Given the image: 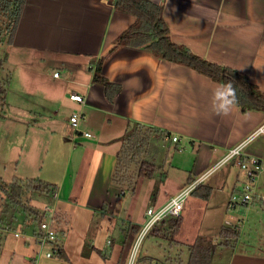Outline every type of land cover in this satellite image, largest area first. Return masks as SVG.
I'll return each mask as SVG.
<instances>
[{
    "label": "crops",
    "instance_id": "obj_1",
    "mask_svg": "<svg viewBox=\"0 0 264 264\" xmlns=\"http://www.w3.org/2000/svg\"><path fill=\"white\" fill-rule=\"evenodd\" d=\"M151 1L164 5L173 42L248 75L264 91V0ZM135 20L134 15L118 10L114 0L26 1L13 43L7 44L17 51L23 75L18 82L17 110L41 120L49 117L52 127L29 123L18 152L17 179L51 185L54 204H49L55 208L56 222L61 225L59 211L66 221L62 228L55 223L66 259L38 255L34 241L17 238L11 260L5 262L0 252V264H30L35 259V264L128 263L146 215L141 221L123 208L127 193L120 194L112 176L122 137L134 123L155 127L161 136L167 131L179 137V143L158 138L159 147L165 148H161L163 157L149 158L162 167L151 178L161 184L174 180L173 169L179 172L166 196H157L159 207L190 180L207 173L203 188L187 200L204 219H196L194 235L186 233L192 218L187 207L176 234L179 239L174 238L170 247H188L199 236L216 237L219 246L211 264H264V239L259 242L260 251L242 247L257 244L242 240L246 229L249 237L262 230L264 171L255 184L253 204L230 208V199L243 186L245 174L237 159L213 170L229 149L243 141H248L245 155L257 156L264 164V131L253 136L264 124V112L243 113L228 101L225 84L160 59L144 47L115 46V40ZM100 59H104L101 75L120 86L112 99L105 85L94 82ZM55 72L60 76L55 77ZM73 92L82 95L85 103L71 100ZM74 113L82 115L78 133L70 124ZM162 172H166L163 179ZM208 190L206 199L201 195ZM150 206L154 207L149 204L147 208ZM134 226L140 228L137 234ZM224 228H236L237 236L223 234ZM8 238L0 241V251ZM172 258L169 255L163 260Z\"/></svg>",
    "mask_w": 264,
    "mask_h": 264
},
{
    "label": "trees",
    "instance_id": "obj_2",
    "mask_svg": "<svg viewBox=\"0 0 264 264\" xmlns=\"http://www.w3.org/2000/svg\"><path fill=\"white\" fill-rule=\"evenodd\" d=\"M27 0H0V41L4 33L7 31V44H12L16 30L24 10ZM115 7L118 10L132 14L135 16V22L130 25L116 40L115 46L126 45L132 47H144L150 50L160 59L173 63L181 64L189 67L216 82L225 84L228 87V101L240 108L243 113L252 110L264 112V91L254 84L248 75L242 74L234 68L223 66L221 64L211 62L204 57L194 53L190 48L173 42L171 38L170 28L164 19V5L154 3L151 0H114ZM5 58L0 56V110L4 111L7 107L8 91L7 86L10 84L11 78H1L4 68ZM104 59H100L96 65L94 82L105 85L107 94L112 99L120 90V86L111 83L101 75ZM159 132L155 127H148L140 123L129 125L122 137V145L117 152V165L112 176V182L120 188V194H134L137 189L138 179L140 177L153 178L161 173L162 167L154 160H150L147 156L149 142L153 133ZM164 137L171 139L169 132H164ZM172 141V139H171ZM179 143V142H176ZM178 147L176 146V149ZM134 168L131 169V165ZM166 172H162V179L166 176ZM193 180L189 181V184ZM203 188L200 184L193 194L199 192ZM51 185L41 180L22 181L13 179L10 183H6L0 177V194L4 193L7 200L18 210L23 207V196L26 192H51ZM210 191L208 190L201 196L208 198ZM37 226L40 224L44 214L42 211L35 212ZM57 219L58 216L55 215ZM181 216L171 220V233L175 238L180 229ZM58 229V227H57ZM133 231L137 234L140 231L138 226L133 227ZM127 234V229H124ZM223 234L227 236L233 234L237 236L236 228H224ZM173 238V240H174ZM212 242V239L206 236L197 237L192 245H188L190 251V259L188 264H193L201 259V254L209 252L207 264H211L214 253L219 246L218 243ZM178 244H181L178 242ZM55 257L66 259L63 248H58ZM150 264H154L150 262Z\"/></svg>",
    "mask_w": 264,
    "mask_h": 264
},
{
    "label": "rangeland",
    "instance_id": "obj_3",
    "mask_svg": "<svg viewBox=\"0 0 264 264\" xmlns=\"http://www.w3.org/2000/svg\"><path fill=\"white\" fill-rule=\"evenodd\" d=\"M7 38L8 35L6 31L2 37V40L0 41V56L3 58H5V56L7 55L9 56L4 63L1 78L6 79L7 77H10L11 83L7 86V107L4 111L0 110V177H2L6 183H10L11 181H13V179L17 178L18 152L21 145H23L26 132L30 126L29 123L31 122L32 124H35V122L38 121L39 126L52 127V122L49 120V117L41 120V117L39 116L30 115L29 113L21 114L17 110V90L19 87L18 82H20L23 75L20 76L21 69L18 68V64L20 63H17V51L11 50L13 48H10L9 45H7ZM61 116L64 117V115ZM160 137L164 138V135L161 136V132H155L152 134L151 140L149 142L148 154L144 156H147L148 158H152V156H154L156 160L163 157V149L165 148L159 147V143L157 140ZM173 153L176 152L173 151ZM175 157H178V155H176ZM174 164L176 165L175 162ZM134 167V164H132L131 169H133ZM171 176L172 179H174L173 181H175L179 177V172L176 168L172 170ZM173 181H169L167 182V184H161L157 180L140 177L138 179L136 192L134 194H126V201L124 202L123 208H129L130 213H132L133 216L142 221L147 206L149 204H153L155 208H158L159 206L157 203H159V200L157 199V196L159 195L160 198H164L166 196L165 193L175 186L173 184ZM22 200L23 207L17 210L9 202V200H7V196L4 193L0 194V241H2L3 243L4 239L9 235V238L0 251L2 252L1 256L5 262L11 260L10 257L14 255L13 250L16 249L17 238L14 236V231L26 232L31 231L32 229H36L37 222H35V220L37 219V217L35 212L42 211V208L45 207L46 204L50 205L49 203H53L54 198L48 192H34L33 194L28 191L24 194ZM187 207L189 208L188 214L190 213V217L192 218L189 220L190 223L185 226V232L189 235H194L193 230L195 229L196 232L198 228V224L197 226L195 225L196 219L197 222L200 220V218L203 220L204 215H202V213L197 210V206H191V204L188 202L184 210L185 215ZM75 209L76 208L74 206L72 208V213L75 212ZM59 217V219L61 220V225L59 221L56 222V218L55 223L62 228L66 224V221L62 219V212L60 211ZM173 219L176 218H167L166 222L156 225L151 232H149L139 240L138 235L136 243L134 244L129 255L130 259L128 260L127 264H149L150 262H153L154 264L156 262L157 264H188L190 259V251L188 247L183 245H179L180 247H178L175 244H172L173 246L170 247L169 245V243H174V237L173 235H170V228L172 227L171 220ZM122 223L123 219H118V224H120V226L122 225ZM259 226L262 230H260L258 234L256 233V231H253L251 232L252 237H249L247 236L246 229V233L242 238L243 241L251 239L253 242H257V244L250 246H244L243 244V248L251 251L261 250L259 242L264 239V223ZM61 228L60 231H62ZM210 238L212 239L213 244H219L220 239H216V237ZM175 239H179V237L175 236ZM106 245L108 246V244ZM86 251L89 252L90 249L87 248ZM181 252L183 253V255ZM169 255L173 258L168 259L164 262L163 259ZM149 256H151V258H149ZM175 257L176 259H174ZM181 257L184 258L185 262L181 259ZM200 257L201 259L197 262H194L193 264H207L210 253L204 252V254H201ZM180 259L182 260V262L180 261ZM95 264L101 263H98L96 261Z\"/></svg>",
    "mask_w": 264,
    "mask_h": 264
},
{
    "label": "built area",
    "instance_id": "obj_4",
    "mask_svg": "<svg viewBox=\"0 0 264 264\" xmlns=\"http://www.w3.org/2000/svg\"><path fill=\"white\" fill-rule=\"evenodd\" d=\"M55 77L60 76V72L54 73ZM70 99L78 103H85V98L73 92L70 94ZM82 115L80 113H74L70 117V124L75 132H80L79 121ZM264 131V124L253 134V136L259 132ZM86 137H91L89 132H82ZM172 142H179L178 136H172ZM248 141H243L239 145L228 150L227 154L214 166L213 170L221 167L222 165L232 160H238V164L241 170L245 174V182L240 190L235 192L229 202L230 208L245 207L249 208L256 197L255 184L260 175L264 171L263 161L257 156H247L244 152V147ZM209 173V172H208ZM207 173L197 180L191 182L184 187L175 197L171 198L165 205L155 208L150 206L147 208L145 215L146 221L139 234V238L144 237L151 232L156 225L166 222L167 218H178L184 213L186 203L192 192L204 181ZM44 217L36 229H32L29 232H17L14 231V236L18 239L25 238L39 247V254H44L46 257H53L59 248V232L55 224V208L52 205H45L42 208ZM36 259L31 261L30 264H35Z\"/></svg>",
    "mask_w": 264,
    "mask_h": 264
}]
</instances>
